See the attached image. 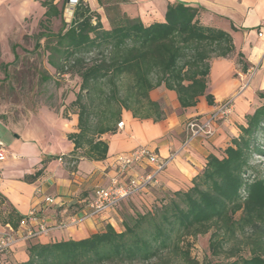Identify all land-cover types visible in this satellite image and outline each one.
Listing matches in <instances>:
<instances>
[{"label": "trees", "instance_id": "trees-1", "mask_svg": "<svg viewBox=\"0 0 264 264\" xmlns=\"http://www.w3.org/2000/svg\"><path fill=\"white\" fill-rule=\"evenodd\" d=\"M125 1L98 0L108 26L87 0L77 2L70 21L64 18L69 0L61 7L55 0L42 1L45 12L34 51L42 49L59 76L80 78L79 90L70 103L78 115V131L67 135L74 150L63 156L69 171L77 170L81 158H107L109 143L102 135L116 132L123 111L140 119L165 118L162 105L151 97L156 88L174 91L182 107L197 105L201 96L213 104L214 97L208 92L211 63L236 53L230 32L201 22L200 6L177 1L168 5L163 21L145 24L121 9ZM54 18L61 19L58 31L51 28ZM17 46L13 45L15 59L1 63L6 77L8 67L19 59ZM237 63L243 72L248 70L241 51ZM52 78L50 73L41 74L43 81ZM259 97L261 105L246 115L238 136L221 156H208L188 188L164 192L146 211L124 212L121 230L107 224L81 239L30 242L26 260L17 264H136L165 253L173 260L165 264H264V176L251 165L253 155L264 156V148L256 142V133L264 126V92ZM53 158L44 159L43 166L25 178L40 177ZM93 195L78 210L85 212ZM4 200L0 194V203ZM27 220L29 215L12 206L0 210V223L15 231ZM248 226L255 227L248 255L232 252L216 263L192 256L191 238L216 228L209 248L212 256H218L227 239ZM10 253L0 255V264H6L3 259Z\"/></svg>", "mask_w": 264, "mask_h": 264}, {"label": "crops", "instance_id": "crops-1", "mask_svg": "<svg viewBox=\"0 0 264 264\" xmlns=\"http://www.w3.org/2000/svg\"><path fill=\"white\" fill-rule=\"evenodd\" d=\"M177 1L202 7V23L222 28L233 37L236 53L228 58L214 59L211 63L208 92L214 97L213 104L201 96L197 105L182 107L174 91L156 88L151 91V97L160 102L165 118L158 121L140 119L134 117L131 111H123L120 120L124 121L123 127L117 126L115 133L102 135V139L109 143L107 158L101 161L81 158L76 171H69L63 159L74 150V143L67 135L78 131V115L75 112L70 114V118L62 115L49 117L47 124L54 128L52 132L39 129L33 133H17L15 129L0 125L6 129L5 133L15 134L17 140L7 144L0 132V145L5 146L8 153L6 160L0 162V194L9 206L24 215L36 211L35 218L23 223L18 232H24L28 227L36 229L41 223L51 228L47 235L20 241L16 245L12 254L22 261L27 258L26 248L30 242L81 239L103 230L107 224L121 230L123 211H142L140 204L149 206L164 192L188 188L193 177L203 170L208 156H221L232 139L238 136L239 126L244 123L246 115L261 105L259 93L264 92V34L261 36L259 33H264V0H127L121 4V9L128 16L149 24L163 21L168 5ZM89 4L101 14L102 21L108 26L104 8L98 0H89ZM240 51L249 64L246 72L237 63ZM228 98L235 101V112L230 120L216 123V132L212 137L197 136L188 141L186 122L192 117H206L219 102ZM143 145L155 149L163 158L172 157L157 181L141 193L123 199L114 209L79 223H69L71 216L82 215V210L78 209L92 196L95 188L110 183L116 173L112 165L114 157ZM51 157L54 158L48 160L40 177L25 178L41 168L44 159ZM150 169L137 164L121 174L120 178L127 182ZM48 196L55 197V203L46 202ZM63 223L67 224L63 226ZM5 228L0 223V231Z\"/></svg>", "mask_w": 264, "mask_h": 264}, {"label": "rangeland", "instance_id": "rangeland-1", "mask_svg": "<svg viewBox=\"0 0 264 264\" xmlns=\"http://www.w3.org/2000/svg\"><path fill=\"white\" fill-rule=\"evenodd\" d=\"M43 0H0V125L15 129L17 133H33L35 130L52 132L54 128L47 119L51 116H63L70 118L75 108L70 103L75 99L79 90L80 78L74 74L59 76L55 69L47 62V54L42 49L34 51L36 34L39 32V23L43 19L45 7ZM59 7L64 0H55ZM89 2V0H87ZM73 7L66 5L64 18L70 21ZM61 27V19L54 18L51 28L58 31ZM18 46L15 52L19 59L14 65L8 67L9 77H6L1 63L12 62L15 59L13 45ZM42 73H50L53 78L49 81L41 79ZM3 139L8 143L17 142L15 134L5 133L6 129L0 126ZM257 144L264 148V126L256 133ZM253 170L264 176V156L255 154L251 159ZM156 199L143 206L142 211L151 208ZM132 206L139 209L135 204ZM9 209L5 201L0 203V210ZM125 209H128L125 206ZM141 211V210H139ZM131 213V211H123ZM240 213L237 214L239 217ZM213 228L206 234H200L195 239L191 238L192 256L200 261L211 258L214 263L228 257L230 253L248 255L253 246L255 227L248 226L238 229L234 236L227 239L224 252L218 256H212L209 248ZM223 237V231L220 233ZM13 253V252H12ZM12 253L3 260L6 264H17L22 261ZM173 262L168 253L160 258L147 263L136 264H165V261ZM175 260V259H174Z\"/></svg>", "mask_w": 264, "mask_h": 264}, {"label": "built area", "instance_id": "built-area-1", "mask_svg": "<svg viewBox=\"0 0 264 264\" xmlns=\"http://www.w3.org/2000/svg\"><path fill=\"white\" fill-rule=\"evenodd\" d=\"M79 0H69V3L74 7ZM261 31L259 35H263ZM240 75H242L240 73ZM235 112V101L233 98H228L219 102L215 108L206 117H192L186 122L187 140H191L197 136L212 137L215 132L216 123H224L232 117ZM124 121L118 123V128H122ZM8 156L5 146L0 145V162L6 160ZM172 157H161L155 149L149 146H138L129 152L117 154L112 162L116 169V173L111 177L110 183L107 186H98L94 195L89 202L88 210L83 212L81 216H71L69 223H79L82 220L100 215L108 210L116 208L119 203L134 194L141 193L149 185L157 181L159 174L166 169ZM148 166L151 169L145 173H141L130 178L127 182H123L120 175L132 168L134 165ZM46 202L55 203V197H46ZM36 211H31L29 219L35 218ZM63 223L62 225H66ZM50 227L45 223L39 224L38 228L28 227L24 232L15 231L9 224L6 228L0 231V255L10 253L15 250L16 245L20 241H26L31 238L47 235Z\"/></svg>", "mask_w": 264, "mask_h": 264}]
</instances>
